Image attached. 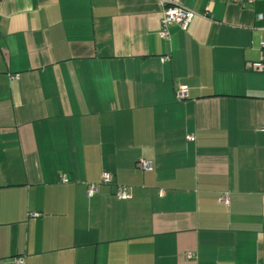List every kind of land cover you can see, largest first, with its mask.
<instances>
[{"label":"crops","instance_id":"obj_1","mask_svg":"<svg viewBox=\"0 0 264 264\" xmlns=\"http://www.w3.org/2000/svg\"><path fill=\"white\" fill-rule=\"evenodd\" d=\"M177 2L0 0V264H264V0Z\"/></svg>","mask_w":264,"mask_h":264},{"label":"built area","instance_id":"obj_2","mask_svg":"<svg viewBox=\"0 0 264 264\" xmlns=\"http://www.w3.org/2000/svg\"><path fill=\"white\" fill-rule=\"evenodd\" d=\"M161 5V14H160V22H159V34L162 38L167 39L169 37L168 25L171 23H176L180 26L181 29L185 30L195 16V13L182 6L177 2V0H159ZM169 56L161 57V60H167ZM247 70H252L256 72H264V40L260 43V55L257 60L249 61L245 64ZM176 98L178 100L184 99L187 97V88L182 85L175 91ZM264 129V128H262ZM194 138L193 134H187L186 139L192 140ZM140 166L143 169H150L151 166L149 162L141 160ZM62 181H65L66 178L63 176L61 178ZM101 181L103 183L111 182V175L109 173L103 172L101 175ZM97 189L96 184H89L87 186V195L92 196ZM115 195L120 199H127L129 194L127 192V188L124 185H117L115 189ZM192 253H187L186 256H191ZM14 264H23L24 259L22 256H18L14 258Z\"/></svg>","mask_w":264,"mask_h":264}]
</instances>
